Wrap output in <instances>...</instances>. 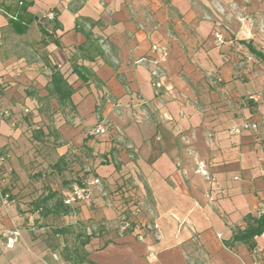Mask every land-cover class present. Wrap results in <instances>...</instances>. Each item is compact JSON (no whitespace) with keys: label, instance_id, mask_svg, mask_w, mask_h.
I'll return each instance as SVG.
<instances>
[{"label":"crops","instance_id":"0c3cea01","mask_svg":"<svg viewBox=\"0 0 264 264\" xmlns=\"http://www.w3.org/2000/svg\"><path fill=\"white\" fill-rule=\"evenodd\" d=\"M234 1L241 26L219 22L233 0H0V264H264V234L227 246L264 213V64L247 48L264 54V1ZM76 177L99 185L53 211Z\"/></svg>","mask_w":264,"mask_h":264},{"label":"built area","instance_id":"2783aa9c","mask_svg":"<svg viewBox=\"0 0 264 264\" xmlns=\"http://www.w3.org/2000/svg\"><path fill=\"white\" fill-rule=\"evenodd\" d=\"M56 17L55 13L49 12L44 16V21L45 22H52L54 21ZM214 38L215 41L218 44H222L224 42L223 38L221 37V35L218 32L214 33ZM152 50L156 53H158L160 55V59L159 62H163L164 59L166 58V51L164 48H159V47H152ZM161 75V69L159 67H156L155 70H153L151 72V76L153 78H159ZM153 86L155 88V95H158V89L161 87L159 81L154 82ZM0 117L1 118H7L9 117V114L7 111H0ZM256 128V126L254 124H243L239 127H231L229 129V133L235 136L240 135L243 131L245 130H254ZM106 133V128L105 126H98L95 129L91 130L89 132L90 136H98V135H104ZM3 161V158H0V162ZM193 174L197 177L203 178L206 181L210 180V175L209 172L207 170V167L205 165V163L203 161H196L194 164V168H193ZM99 185V180L98 179H93L91 181H84L80 186L79 185H73L71 187V190L67 196V198L64 201L65 205H71L72 203L75 202H87L89 200V196H90V190L92 187H96ZM146 231H154L155 230V226H151L148 225L145 227ZM135 231V227L132 225L131 222H129L128 220L125 219H121L119 222V226L117 227V232H118V236H123L124 234H126L127 232H133ZM12 236L11 239H7L6 243L8 245H11L16 238L18 237V233L17 232H13L12 234H10ZM138 239L141 240L142 239V235H138ZM149 257L152 259L153 255H149Z\"/></svg>","mask_w":264,"mask_h":264},{"label":"trees","instance_id":"16d2710c","mask_svg":"<svg viewBox=\"0 0 264 264\" xmlns=\"http://www.w3.org/2000/svg\"><path fill=\"white\" fill-rule=\"evenodd\" d=\"M41 34L42 36L46 37V38H50L51 36L45 32L43 29H41ZM247 48L249 53L260 63L264 64V54L262 52H259L257 50H255L250 44H247ZM62 84L61 81V77H59L56 74H52L51 77V85H53L55 92L59 93V87ZM62 95V94H61ZM70 96V92L68 91L66 93V98H69ZM84 178H79L76 177L73 180L72 186L73 185H81L84 182ZM126 191L122 192V190H116L115 192H113L111 195L113 198L118 199L119 202H121L123 205H127L128 204V200L133 198L130 195H125ZM56 196L55 193H48L44 198H41L38 202L35 208H40L41 211H45V214L50 213L51 211L49 209H47L45 206V204L50 201L51 199H53ZM64 199H58L56 200L54 207H53V211L55 212H63V214H67L68 210L64 209L66 207H64V203H63ZM42 205V206H41ZM41 206V207H40ZM125 220H127V218H123ZM244 224L245 227L243 229H236L233 232L232 238H231V242L230 244H227L228 247H231L235 244H239V245H243L244 247L247 248V250L249 252H252L255 247V238L260 237L261 235L264 234V213L261 214L259 217L253 216V215H246L244 217ZM133 225V224H132ZM56 232H60V231H56ZM97 232H99V234L102 233L101 229H97ZM88 235L87 237H85L84 241L81 243L82 245H84L86 242H88V240L90 239V237L92 236Z\"/></svg>","mask_w":264,"mask_h":264},{"label":"rangeland","instance_id":"374dc122","mask_svg":"<svg viewBox=\"0 0 264 264\" xmlns=\"http://www.w3.org/2000/svg\"><path fill=\"white\" fill-rule=\"evenodd\" d=\"M264 1V0H263ZM215 4V9L219 15L220 23L224 25L228 24L232 25V21L237 22L241 26V21H248L246 16H249L245 9L241 8L238 4L233 3L227 4V7H223V5ZM260 30L264 31V17L260 18ZM264 33V32H263Z\"/></svg>","mask_w":264,"mask_h":264}]
</instances>
